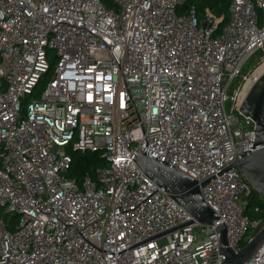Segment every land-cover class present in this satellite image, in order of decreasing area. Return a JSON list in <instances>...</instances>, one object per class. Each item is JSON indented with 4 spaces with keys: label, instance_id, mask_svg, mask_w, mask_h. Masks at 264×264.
<instances>
[{
    "label": "built area",
    "instance_id": "obj_1",
    "mask_svg": "<svg viewBox=\"0 0 264 264\" xmlns=\"http://www.w3.org/2000/svg\"><path fill=\"white\" fill-rule=\"evenodd\" d=\"M186 1L0 0V264L225 258L197 220L130 247L193 218L136 153L200 183L254 149L239 109L264 64V0H231L222 26ZM87 152L106 164L79 179ZM200 189L235 252L264 228L238 168ZM245 264H264V242Z\"/></svg>",
    "mask_w": 264,
    "mask_h": 264
},
{
    "label": "water",
    "instance_id": "obj_2",
    "mask_svg": "<svg viewBox=\"0 0 264 264\" xmlns=\"http://www.w3.org/2000/svg\"><path fill=\"white\" fill-rule=\"evenodd\" d=\"M239 112L244 116H250L255 121L256 132H254L251 143V147L254 149L252 151L249 149V152L247 150L242 152L239 155L242 156L240 159L233 161L200 183L180 169L173 168L170 163H166L167 161H161L156 156L147 154L146 151L142 150L136 153L137 162L135 156L133 159L139 168L184 206L193 218L147 237L130 247L197 220L202 224L217 226L220 233L219 251L225 256L222 262L245 264L255 255L264 242V228L250 239L239 252H235L229 244L228 230L223 218L206 203L200 189L212 178L215 179V177L234 167L245 175L252 189L264 198V72L249 88Z\"/></svg>",
    "mask_w": 264,
    "mask_h": 264
},
{
    "label": "trees",
    "instance_id": "obj_3",
    "mask_svg": "<svg viewBox=\"0 0 264 264\" xmlns=\"http://www.w3.org/2000/svg\"><path fill=\"white\" fill-rule=\"evenodd\" d=\"M231 0H187L185 2V7H189L190 5H195L198 15L200 17H204L209 14L213 16L219 26L225 24L229 19V4ZM108 4V0H105ZM251 61L248 62V64ZM75 161H74V169L72 171V175L77 176L81 179L86 174L91 175L92 177L97 176V169L100 166L106 164L104 158L98 152H87L84 154L74 153ZM255 202H258L261 206H264V198L259 195V193L253 192L248 199L245 213L249 214L251 217L256 218L262 216L261 213H252L251 207Z\"/></svg>",
    "mask_w": 264,
    "mask_h": 264
},
{
    "label": "bare ground",
    "instance_id": "obj_4",
    "mask_svg": "<svg viewBox=\"0 0 264 264\" xmlns=\"http://www.w3.org/2000/svg\"><path fill=\"white\" fill-rule=\"evenodd\" d=\"M264 72V64H262L256 71L255 73L251 76L249 79L244 91L241 94V98L246 94L248 89L251 87V85L255 82V80Z\"/></svg>",
    "mask_w": 264,
    "mask_h": 264
}]
</instances>
